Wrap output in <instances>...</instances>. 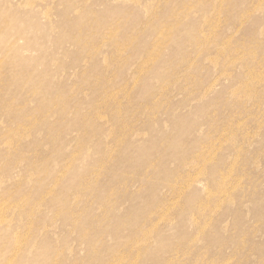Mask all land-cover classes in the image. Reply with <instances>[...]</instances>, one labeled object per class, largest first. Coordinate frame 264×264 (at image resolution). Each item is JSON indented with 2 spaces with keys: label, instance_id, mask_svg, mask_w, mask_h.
Instances as JSON below:
<instances>
[{
  "label": "rangeland",
  "instance_id": "1",
  "mask_svg": "<svg viewBox=\"0 0 264 264\" xmlns=\"http://www.w3.org/2000/svg\"><path fill=\"white\" fill-rule=\"evenodd\" d=\"M0 264H264V0H0Z\"/></svg>",
  "mask_w": 264,
  "mask_h": 264
}]
</instances>
